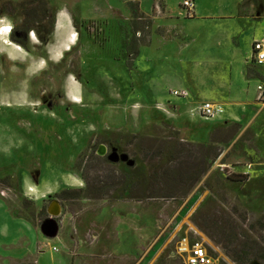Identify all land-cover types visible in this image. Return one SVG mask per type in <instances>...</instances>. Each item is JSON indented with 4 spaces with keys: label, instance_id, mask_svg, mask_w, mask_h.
Wrapping results in <instances>:
<instances>
[{
    "label": "rangeland",
    "instance_id": "rangeland-1",
    "mask_svg": "<svg viewBox=\"0 0 264 264\" xmlns=\"http://www.w3.org/2000/svg\"><path fill=\"white\" fill-rule=\"evenodd\" d=\"M227 1L197 0L203 9ZM181 3L0 0L2 25L12 30L7 38L24 50L0 40V187L20 196L29 220L40 227L52 218L60 230L57 238H42L37 264H70L69 233L76 225L82 231V221L94 226V246L135 255L106 264H185L196 242L215 264H264V142L262 161L253 164L235 125L190 116L196 102L188 91L184 98L170 95L180 80L213 102V90H221L214 72L224 64L223 44L214 41L229 24L187 21ZM59 13L68 21L61 36L54 28ZM69 40L76 45L63 51ZM134 65L139 74L122 76L121 67ZM150 81L162 91L156 98L150 89L140 91ZM73 95L83 102L71 101ZM156 101L179 115L165 118L153 108ZM94 187L103 193L58 197L65 189ZM50 200L61 207L56 217L47 213ZM10 215L0 197V231L6 225L11 234L19 227ZM30 228L28 222L20 231L29 236ZM0 255L11 254L0 245Z\"/></svg>",
    "mask_w": 264,
    "mask_h": 264
},
{
    "label": "crops",
    "instance_id": "crops-1",
    "mask_svg": "<svg viewBox=\"0 0 264 264\" xmlns=\"http://www.w3.org/2000/svg\"><path fill=\"white\" fill-rule=\"evenodd\" d=\"M261 1L264 3V0H242L238 4L234 5L229 0L227 1L226 6L216 5V7L211 6L203 9L202 7H199L197 0H193V12L192 15L187 18V21H200L203 25H210L217 28L222 26V22L227 21L229 24V26L225 29L224 35L220 36V38H216L214 41L216 46H221L223 44V47L219 49V52H222V60L224 61V64L221 66L218 63V70L214 72L218 78L221 77L220 81H218V85H221L218 89L221 90L218 93L217 89H214L213 94H218H212L210 99L213 100L211 103L215 102L220 105L224 109V113L220 118L213 120L212 123L224 121L235 125L237 127L238 134L243 135V154L244 156L251 155L252 159L250 162H253V164L261 163V156H263V153L260 148L261 143L264 142V107L257 101V86L264 84V68H261L264 67V64L259 65L261 66L259 67L251 61L254 42L264 41V7H262ZM159 10L161 13L164 12V10H162V6H159ZM139 13L145 15L144 12H141L140 10V3ZM56 21V33L58 36H61L68 28V21H66L65 17L61 13L57 15ZM235 24L238 25L237 30L232 29ZM107 26L108 21L104 23V27L107 28ZM0 28V36H3V34L7 32L6 28H8V26L2 25V21L0 20ZM249 31L252 32L251 34H248V36L245 33ZM105 33L107 32L105 31ZM7 36H9V34ZM0 40L1 43L6 46L4 43L8 42V38H6V40L4 38ZM243 43L246 44L244 47H242ZM11 44L13 45L9 47H13L16 52H24V50L18 45L13 42ZM3 45L1 46V49L4 48ZM75 45L76 40H69L63 48V51L71 48V46L73 48ZM242 48H246V50H243ZM139 54L140 50L138 55ZM218 61L220 62V60ZM220 68L222 70H220ZM121 69L122 71H125L122 72V76L139 74V70L135 67V65L132 70L129 71L123 67H121ZM121 85L122 84H120V86ZM143 87L146 88V91L150 89L154 98H156V94L162 93L158 87H154L151 84V81L150 84L142 86L140 91H142ZM172 87L174 88L173 91L177 90L184 91L186 93L189 92V96L187 98L191 102H196L195 105L201 104L202 100L204 101L203 103L210 102L206 101L208 98L201 95V91L199 94H195L194 91L188 88L186 81L179 80L176 82V85ZM137 88L138 87L136 85H131L132 92H137ZM78 97L79 95H73L71 101L74 103L81 101L80 103H82L83 99H79ZM156 102L154 104H156ZM170 118L172 117H169V119ZM251 164L247 166L248 170H251ZM245 171H247V169ZM23 179V184L21 182V185L26 191L25 188H30V183H26V178ZM49 194L50 193H47L46 195ZM43 196L40 197L42 198ZM0 197L11 209V221L19 227L18 229H14L11 234L6 225H4L3 229L0 231V235L3 236L4 240V243L0 245L11 254L7 257L0 255V264H37L39 261L37 253L40 251L41 244H43L42 238H51H48L43 234L41 226L39 227L35 222L28 219L26 213H24L25 211L22 209V199L19 195L14 193V191L10 194L6 191L5 194L0 187ZM36 199L40 198L36 197ZM117 205L122 207L121 213H124L125 208L123 204L118 203ZM77 214H79V211ZM83 214H85V212H83ZM58 215L59 214H57V216ZM28 222L31 226L29 236L26 235V230L25 233L20 231V226L22 225L25 227ZM82 223L84 228H86H81L83 232L77 229L78 227L76 225L73 226L74 231L69 233L70 240L67 245V259L70 264H106V262H111L110 259H113L111 257L120 259L126 257L130 260L135 258L133 253H121L117 255L112 254L105 248V246L100 248V246H98L99 243L97 246H94V226H88L86 221H82ZM100 226L102 227V224ZM59 231L58 227V232ZM58 232L55 238L59 236ZM35 250H37V253H35Z\"/></svg>",
    "mask_w": 264,
    "mask_h": 264
},
{
    "label": "built area",
    "instance_id": "built-area-1",
    "mask_svg": "<svg viewBox=\"0 0 264 264\" xmlns=\"http://www.w3.org/2000/svg\"><path fill=\"white\" fill-rule=\"evenodd\" d=\"M181 7L186 11V16L190 17L194 9L193 0H182ZM11 32V28L8 29V34ZM251 61L257 65L264 64V41H256L253 44V51ZM258 98L257 101L264 107V84L257 86ZM170 95L174 98H184L187 93L184 91H171ZM170 104V102H167ZM153 108L161 112L165 118L176 117L179 115L178 109L170 107L165 102H157ZM224 113V109L211 102L197 104L189 109V114L192 117H200L202 119L213 121L221 117ZM246 173H249L246 171ZM185 264H215L214 258L209 254L208 249L200 242L192 244L187 251V261Z\"/></svg>",
    "mask_w": 264,
    "mask_h": 264
},
{
    "label": "trees",
    "instance_id": "trees-1",
    "mask_svg": "<svg viewBox=\"0 0 264 264\" xmlns=\"http://www.w3.org/2000/svg\"><path fill=\"white\" fill-rule=\"evenodd\" d=\"M132 10H133V16H134V19H139V14H138V11H136L135 7L132 5L131 6ZM72 48H70L71 50ZM69 50V51H70ZM133 50H134V54H135V57L138 56V48L137 46H133ZM159 112V111H158ZM161 113V112H159ZM161 115H163L161 113ZM164 116V115H163ZM165 117V116H164ZM103 187H100L99 189L97 187H94L92 190H86V191H82V190H72V189H65V190H62V192L58 195L59 198H62V199H66V200H75V199H81V198H89V196H91L93 193H97V195H101L103 193ZM98 189V190H96Z\"/></svg>",
    "mask_w": 264,
    "mask_h": 264
},
{
    "label": "water",
    "instance_id": "water-1",
    "mask_svg": "<svg viewBox=\"0 0 264 264\" xmlns=\"http://www.w3.org/2000/svg\"><path fill=\"white\" fill-rule=\"evenodd\" d=\"M55 205L57 206V208L60 210L61 207L60 205L58 204L57 201H53L50 205V207L48 208V214L51 216V217H56L57 215L56 214H59V212H53L51 209L52 207ZM41 231L43 232V234L48 237V238H53L56 236L57 232H58V223L53 220L52 218H48L44 221V223L41 225Z\"/></svg>",
    "mask_w": 264,
    "mask_h": 264
},
{
    "label": "bare ground",
    "instance_id": "bare-ground-1",
    "mask_svg": "<svg viewBox=\"0 0 264 264\" xmlns=\"http://www.w3.org/2000/svg\"><path fill=\"white\" fill-rule=\"evenodd\" d=\"M9 27V26H8ZM6 31L8 32V29H6ZM7 32H5L4 34H3V37H4V39L6 40V38H7V35H8V33ZM11 33V32H10ZM9 33V34H10ZM6 46H12L13 44H11V40L10 39H8V42H5L4 43ZM18 48V47H17ZM72 48V47H71ZM67 52V51H66ZM78 103H80L79 101H77ZM76 103V102H75ZM9 106V105H8ZM53 212H59L60 210L57 208V206L55 205V207L53 206L52 207V209H51ZM57 215V214H56ZM182 251H185V249H182Z\"/></svg>",
    "mask_w": 264,
    "mask_h": 264
},
{
    "label": "flooded vegetation",
    "instance_id": "flooded-vegetation-1",
    "mask_svg": "<svg viewBox=\"0 0 264 264\" xmlns=\"http://www.w3.org/2000/svg\"><path fill=\"white\" fill-rule=\"evenodd\" d=\"M55 28V27H54ZM12 31V30H11ZM11 34V33H10ZM9 34V35H10ZM29 40L31 41V42H35V34H34V32L32 31V32H30L29 33ZM20 47V46H19ZM21 182H22V184H23V180H21ZM9 190H11V189H9ZM50 196H51V194H49L48 196H45V198H43L44 200H46V199H50ZM54 200H50V202L48 203V207H47V213H48V208L50 207V205H51V203L53 202Z\"/></svg>",
    "mask_w": 264,
    "mask_h": 264
}]
</instances>
